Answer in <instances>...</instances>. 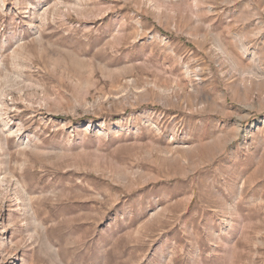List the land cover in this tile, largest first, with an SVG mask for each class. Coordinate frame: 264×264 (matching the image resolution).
I'll use <instances>...</instances> for the list:
<instances>
[{"label": "rangeland", "instance_id": "374dc122", "mask_svg": "<svg viewBox=\"0 0 264 264\" xmlns=\"http://www.w3.org/2000/svg\"><path fill=\"white\" fill-rule=\"evenodd\" d=\"M2 224L0 264H264V0H0Z\"/></svg>", "mask_w": 264, "mask_h": 264}, {"label": "bare ground", "instance_id": "6f19581e", "mask_svg": "<svg viewBox=\"0 0 264 264\" xmlns=\"http://www.w3.org/2000/svg\"><path fill=\"white\" fill-rule=\"evenodd\" d=\"M220 46L221 45H219V47ZM243 47H245V46H243ZM7 235H8V229H7V227H5L4 224H2L1 227H0V257L1 258H2V256L5 255L4 253H7L9 247L11 246V242H9L10 241L9 240V236H7ZM16 257H17L16 255L9 254V256L7 257V260L10 261V264H17V262H16L17 258ZM14 258H16V259H14Z\"/></svg>", "mask_w": 264, "mask_h": 264}]
</instances>
